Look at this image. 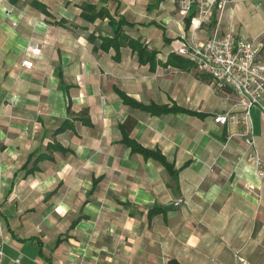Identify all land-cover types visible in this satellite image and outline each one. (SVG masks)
<instances>
[{
  "label": "crops",
  "instance_id": "1",
  "mask_svg": "<svg viewBox=\"0 0 264 264\" xmlns=\"http://www.w3.org/2000/svg\"><path fill=\"white\" fill-rule=\"evenodd\" d=\"M85 2L131 22L123 32L162 61L205 40L215 21L186 27L173 0H0L4 264H264V175L248 158L264 156V111L249 110V146L244 105L230 89L216 88L192 61L150 70L128 46L118 60L112 47L95 50L113 29L108 17L82 18ZM222 14L225 29L264 31V0L230 3ZM236 17L246 19L242 30ZM115 87L143 104L188 111L152 114L124 103ZM225 111V123L213 120ZM120 124L158 148L176 177L131 151ZM178 197L184 202L175 206Z\"/></svg>",
  "mask_w": 264,
  "mask_h": 264
},
{
  "label": "built area",
  "instance_id": "2",
  "mask_svg": "<svg viewBox=\"0 0 264 264\" xmlns=\"http://www.w3.org/2000/svg\"><path fill=\"white\" fill-rule=\"evenodd\" d=\"M182 19L189 18L190 24L198 29L213 19L211 33L201 42H188L176 51L189 58L201 73L209 75L216 88L227 87L244 105L241 135L249 146L253 145V125L249 110L257 106L264 111V59L258 58V41L244 36L236 29H222L220 16L230 3L243 0H173ZM215 15V18H214ZM26 68L32 66V60H22ZM228 111L217 113L213 120L225 123ZM258 175H264V156L254 150L248 156ZM184 202L182 197L173 201V205ZM4 232L0 227V264H4Z\"/></svg>",
  "mask_w": 264,
  "mask_h": 264
},
{
  "label": "trees",
  "instance_id": "3",
  "mask_svg": "<svg viewBox=\"0 0 264 264\" xmlns=\"http://www.w3.org/2000/svg\"><path fill=\"white\" fill-rule=\"evenodd\" d=\"M33 4L36 7L40 8L46 14H49L46 7L42 3L38 1H33ZM81 9L82 10H81L80 15L82 18L88 21H93L97 17H108V21L112 26L113 34L110 36L109 35L101 36L99 41L94 43L93 48L95 50L99 48L103 50H108L110 47H112L115 50L113 57L114 59L118 60L120 57V47L128 46L131 49V51L136 54L138 62L140 64L148 63L150 70H154L158 63H163L165 65L170 64V65L177 66L180 68H187L188 66L192 65V62L189 58H186L176 53H169L165 61L158 59L156 50L148 49L147 46L143 44L142 41H140L137 38H133L123 32L122 25L131 24V22L125 20L122 17H119L117 20H115L112 17V15H110V13L108 12V9L105 6H100L99 8H97L95 4L90 3V2H85L81 5ZM214 18H215V15H214ZM185 24L187 27L189 24V18H186ZM88 38L92 41L96 39L92 34L89 35ZM115 90L119 94V96L122 98V101L124 103H128L133 106L142 108L145 111H148L152 114H158V113L167 112V111H188L187 109H184L174 104L171 106L158 105L155 103L143 104V103L133 100L119 88L115 87ZM119 127L121 129V134H122L121 141L125 145L130 147L131 151L139 152L146 158L151 157V158L158 160L162 165H164V167L168 170V172L173 177H176L177 171L174 168L173 163L169 162L158 148L150 149V148L144 147L143 145L138 143L136 140L129 137L127 129L122 124H120ZM60 128H62V126H60L58 129ZM153 210L154 209H150L148 211V214L151 215L153 213ZM166 264H180V263H178L175 259L171 258L167 261Z\"/></svg>",
  "mask_w": 264,
  "mask_h": 264
},
{
  "label": "rangeland",
  "instance_id": "4",
  "mask_svg": "<svg viewBox=\"0 0 264 264\" xmlns=\"http://www.w3.org/2000/svg\"><path fill=\"white\" fill-rule=\"evenodd\" d=\"M252 1L257 2V0H252ZM236 20H237V27L238 28L240 27V29L242 30L245 27L246 19L242 20L241 18L236 17ZM250 25L253 27V29L256 27V25L253 23H250ZM220 26L222 29H225L224 27L228 26L225 23L223 24V14H221L220 16ZM252 38L255 39L256 41H261L262 45H264V31L261 33L259 37H252Z\"/></svg>",
  "mask_w": 264,
  "mask_h": 264
}]
</instances>
